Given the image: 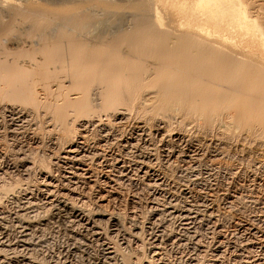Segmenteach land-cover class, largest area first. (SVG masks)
I'll return each instance as SVG.
<instances>
[{"label":"bare ground","instance_id":"bare-ground-1","mask_svg":"<svg viewBox=\"0 0 264 264\" xmlns=\"http://www.w3.org/2000/svg\"><path fill=\"white\" fill-rule=\"evenodd\" d=\"M260 5L250 0H0V110L11 125L19 121L11 131L17 130L20 122L33 123L36 127L32 138L36 142L43 143L42 132H38L41 124H51V142L63 149L67 147L62 160L70 175L63 173L64 185L74 183L86 160L94 161L102 154L90 145L95 138L90 143L79 141L78 134L94 130L97 138L109 140L116 131V123L122 124L133 114L134 119L143 121L137 132L141 138L149 130L168 128L160 139L159 154L164 162H171L172 157L197 161L199 140L196 143L192 138L168 133L176 114L181 127L196 124L194 127L200 129L219 120V127L227 130L236 125L235 112L242 116L244 112H256L257 117V110H264V100L259 98L255 102L259 95L256 85H264V23L256 13L261 11H256L261 9ZM167 6L173 9L176 19H165L163 10ZM15 27L24 36L15 35L17 30L13 35ZM9 41L12 47L6 45ZM22 51L25 54L21 56ZM139 85H145L142 94H138ZM36 86L41 90L36 91ZM253 93L257 94L255 98L250 95ZM15 96L22 97L27 107L10 101ZM218 107H222L219 112ZM122 127L120 130H124ZM134 140L121 146L127 150L130 144L139 169L150 175L156 170L152 157L157 151L149 150L153 145L142 149L137 136ZM139 148L143 155L140 150L137 153ZM23 152L15 157L21 176L40 163L36 156L32 158ZM5 153H0V157L7 156ZM189 168L192 170L190 164ZM158 174L153 173L154 181L163 185L167 173L164 178ZM11 182L0 184V264H77L79 260L83 264H135L142 258L128 250L129 243L148 229L152 230L149 239L154 248H168L177 240L180 245L193 243L198 249L199 229L210 223L216 226L217 214L212 203L203 197L204 200L188 196L185 191L183 201L171 193L172 197L161 207L155 204L152 219L146 225V221L136 220L130 233L120 214L92 208L74 195H57V190L51 188L56 184L52 179H45L40 189L47 197L45 209L40 205L41 199L32 195L30 186L24 187L21 180ZM167 219L178 220L181 232L180 228L177 233L169 232ZM104 222H109V230ZM51 233L66 239V244L53 253L44 245ZM94 243L99 249L96 255L90 251ZM142 264L157 263L145 259Z\"/></svg>","mask_w":264,"mask_h":264},{"label":"rangeland","instance_id":"rangeland-1","mask_svg":"<svg viewBox=\"0 0 264 264\" xmlns=\"http://www.w3.org/2000/svg\"><path fill=\"white\" fill-rule=\"evenodd\" d=\"M250 1L254 4L257 3L259 5V3H261V5H263H260L259 8L261 9L257 8L259 10H256H261L263 14L260 13L261 11L256 13L259 20L261 22L263 21L264 23V0H257L259 3H255L254 0ZM163 11H165V19L173 20L177 18L170 6H167ZM166 16H169L170 18ZM14 30L16 31L17 27H15L13 31ZM15 31L13 32V35ZM11 32L8 35L9 38L12 39L13 35ZM16 34H19L21 37L24 36L20 34L19 31L18 33H15V35ZM11 44V42H7L6 45L10 46ZM12 46L13 44L11 45V47ZM20 53L21 52L18 53V56ZM23 54H25L24 51H22L21 56ZM141 86L142 85L137 86L139 87L138 90L141 89V93L138 91V94H142L145 90V85L144 87L142 86V88H140ZM263 86L256 85V88L259 89V91H256V93L259 95L257 96V94L255 93V95L257 96V101L255 99V102H259V98L261 99V101L264 100ZM36 87L37 91L39 88L38 86ZM216 87L218 86L216 85ZM88 92H86L87 95H84L86 99L89 98ZM261 93L262 95L260 97ZM250 95L252 97L254 93ZM255 95L252 98H255ZM10 101H12L17 106L25 107L26 105V102L22 99V97L15 96L14 99L11 98ZM223 104L226 105V102H223ZM223 104L221 103V105ZM222 107H218V112L221 111ZM258 111L260 115L264 116V112H262L264 110H257V115L259 117H256V112H249L250 114L252 113L255 118L253 117V115H250L249 113L246 114L244 112L246 116L249 115V118L251 116L250 119L244 116V114L242 116L238 114V112L234 111L236 113L235 114L233 111H231L235 114L234 120H236L237 122L234 121L233 123H236V125L232 124L228 127L227 130H225L226 128L224 129V127L222 129V126L219 127V120H217L218 122L215 121L211 126H200V129L198 127V129L194 127L197 126L196 124L185 126L186 128L181 127L179 126L180 124L178 125L179 122H176L179 114H176L177 116L173 114L175 115V117L173 116L174 118L172 125L173 123L174 125L169 129L174 132L169 130L168 133H171L172 135L176 134L178 135V137L180 135L181 137H185L186 139L187 137H189L190 139L192 138V140L194 139L193 141L196 143H199L200 141L199 144L201 147L199 146L200 148L196 150V156L198 157L197 161L196 158L192 159L189 157H185V160H191L185 161L184 159H180L178 157H172L171 162L169 161L170 163L164 162L165 160L162 158L161 154H159L161 153L160 146L162 144V141H160V139L164 132L168 130V128L162 127L158 130H149V132H146L141 138L138 136L137 132L139 131V125L142 126L143 121L140 122L137 121V118L134 119L136 117L134 116V114V118L131 116V118H127L126 120H124L125 122L122 121V124L116 123V131L113 135H111V137H109V140L107 138H101L100 136H98L99 138H97V134L95 135L94 130L89 131V133L81 132V134L79 133L80 135L78 134L79 141L83 140L90 143L92 139L94 140L95 138L94 142L92 141L90 145L93 144V147H96L97 150L101 151L102 156L99 155L98 157H95L94 161L90 159L86 160L78 170V172L81 174H79L77 178L78 180L75 179L74 183H71L70 185H64V181H62L64 174L68 176L70 175V173L65 171L64 162L62 160V156L65 155L64 152L65 150L67 151V147L63 149L59 146L57 147L55 143L51 142V124L41 121L43 122V124H41V128L39 129L43 130H38V132H42L41 136L43 143L36 142L35 140H33L34 138H32V134L35 131L33 128L36 127L33 123L32 125L29 121L24 123L20 122L19 128H16L18 131L15 129L11 131L13 129L12 126L15 125L17 127L19 121H14L13 125H11L10 121L8 122V120L4 118V113L0 110V153L6 152L5 154H7V156H5L6 158L0 157V184H9L12 180L13 183H16L20 182L21 180V183L24 187L27 185L30 186V190L33 191L32 195L37 200H43H40L39 202L40 205L45 209L48 205L47 197L45 192H42L40 189L44 187L43 183L45 182V179H52L56 184H53L51 188L57 190V195L67 194L70 197L74 195L76 200L80 202L83 201L82 203L85 202V204L90 203L88 205H90L92 208L94 207L103 210V212L106 213L120 214L125 229L130 233L133 229L132 226L136 220L141 223H144L146 221L144 223L146 225L148 220L152 219V209L155 207V204L156 206L161 207L165 201L167 202V200L172 197L173 193V195L177 194L176 196L181 201H183L184 198L182 196V191H185L187 192L188 196L193 197L195 195L194 198L203 197L208 203H212V209L217 214L215 219V224L217 227H214L213 223H210V226L206 227L204 225L202 226L204 227L203 229H199V234L201 235V249H196L193 243L185 245L181 242L180 245V242H177L176 240L174 242L175 246L170 245L168 248H160L159 250L152 247V243H150L149 239V233L150 231L152 232V230L148 229L147 231L143 232L144 234L141 233L139 237L132 238L129 243L128 250L131 249V253L135 254L136 256L140 255V257L142 258L140 262H136L135 264H142L145 262V259H152L154 263L157 264H264V118L259 115ZM105 112L106 111H101V113ZM226 112L227 111H225V113ZM228 113L233 115V113ZM236 115H238L239 118L238 116L236 117ZM76 116L77 115H74L73 117ZM240 116H242L243 118ZM237 118L241 121H239L240 123H238ZM239 124L241 125L239 126ZM234 125L237 127H235ZM122 126H124V130H120V128L123 129ZM46 129L49 130V133ZM234 129L236 130L234 131ZM254 129L255 131L257 130V133L255 134L252 131ZM117 130L120 132L117 133ZM259 131L261 132L259 133ZM250 132H253V134H251ZM121 133H124V135ZM87 134H89V136H87ZM83 135H86L85 137H88V139H85ZM116 135H118V137L122 135L120 137L121 139L118 137H113ZM135 136L140 139L141 142L139 141V144L142 149L144 148V146L149 148L150 145H153L151 148H149V150L153 149L151 150V152H154V150L155 152H158H156L154 154L155 156L153 155L152 157L154 160L153 163H155L154 168L156 170H152V172H150V175H145L144 172L139 169V164L136 160V157H134L135 152L133 151H135V149H132L130 144L134 143ZM113 140L118 142L114 143ZM122 141L125 142L123 143ZM126 141L130 142L127 150H125V146H121L125 145ZM105 142L107 143V145ZM94 144L96 145L94 146ZM185 144L187 143L184 142L183 145L185 146ZM156 146L159 149H157ZM130 148L132 149L133 154H130L132 153ZM128 149H130V151ZM139 150L141 155H143L140 148L138 149L137 153H139ZM19 151H25V153L27 152L28 154H26L30 157L32 156V158L36 156V162H39L40 160L41 163H39L40 165H37L36 163L37 166H35V168H31L28 174H26L25 176L23 175L26 179H23V176H21L22 174L20 173V171H18V168H16L18 159L15 157L17 154H20ZM196 153H194V155L192 156H195ZM149 154H146L145 156H149ZM103 158L104 160H101ZM156 163H159L160 167L156 165ZM44 164H46V167H43L45 166ZM189 164L192 170H190ZM156 167H158V169ZM160 168H162V170ZM121 169L125 171L124 174L121 173ZM157 170L160 172V174H158L159 172ZM154 172L162 178L165 177V172L167 173L168 177L166 175V177L163 179L166 180L163 185H157L156 181H154ZM170 173L171 175H169ZM170 177L173 178L171 179ZM174 177H176V179ZM163 186H166L168 188L166 189V187ZM169 188L170 190H175L170 192ZM165 192L168 196H166ZM28 194L29 196L31 195L30 193ZM150 211H152V213ZM174 220L176 219H172V222L171 219L166 220V225L169 224V226H166V229L168 228L167 230L169 232L173 230V232L176 231L175 233H177L180 228V233L181 224L178 220H176L177 222H175ZM104 223V227L107 228L106 230H109V222ZM58 235L57 233H51L47 236V238L50 239L47 241V243L45 242L47 245H44L45 247H48L46 248L49 252L52 250L51 253L56 252L58 248H61L66 244V239L62 235ZM220 242L221 244L218 245ZM90 249V251L95 253V255L99 253V249L96 243H94L92 247H90ZM134 261L136 260L134 259ZM77 264H83V261L81 262L79 260Z\"/></svg>","mask_w":264,"mask_h":264}]
</instances>
